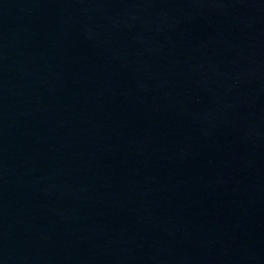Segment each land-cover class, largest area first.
<instances>
[{"label": "water", "instance_id": "obj_1", "mask_svg": "<svg viewBox=\"0 0 264 264\" xmlns=\"http://www.w3.org/2000/svg\"><path fill=\"white\" fill-rule=\"evenodd\" d=\"M0 264H264V0H0Z\"/></svg>", "mask_w": 264, "mask_h": 264}]
</instances>
